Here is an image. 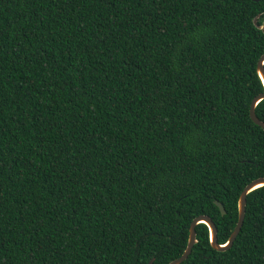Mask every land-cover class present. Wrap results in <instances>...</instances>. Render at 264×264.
<instances>
[{"label": "trees", "instance_id": "16d2710c", "mask_svg": "<svg viewBox=\"0 0 264 264\" xmlns=\"http://www.w3.org/2000/svg\"><path fill=\"white\" fill-rule=\"evenodd\" d=\"M263 19L264 0H0V264H168L200 215L224 244L264 177ZM263 212L264 186L227 250L197 224L180 264H264Z\"/></svg>", "mask_w": 264, "mask_h": 264}, {"label": "water", "instance_id": "95a60500", "mask_svg": "<svg viewBox=\"0 0 264 264\" xmlns=\"http://www.w3.org/2000/svg\"><path fill=\"white\" fill-rule=\"evenodd\" d=\"M251 1L258 2L260 0H251ZM253 24L255 25V20H253ZM256 27L262 33H264V19L262 20L261 24L259 26H256ZM263 64H264V53L257 60L256 67H255V71H256L258 79H259V81L263 87V91H262V93L258 94L257 96H255L251 100V102L249 104L248 115H249L250 120L255 125L259 126L264 131V123L259 121L255 117V114H254L255 106L257 105V103L259 101L264 99V67H263ZM262 186H264V177H259V178L252 180L251 182H249L242 189V191L239 193L238 198H237V204H236V208H237L236 222H235V225H234L230 235L228 236V238L224 244L220 245L217 243L216 229H215L214 224L212 223L211 219L208 218L207 216H203V215L197 216L189 224L187 242H186V246H185L183 252L181 253V255L178 258L170 261L168 264H180L187 258V256L189 255V253L191 251L192 246L196 243L194 227L197 224H203L206 226L207 231H208V242H209L211 249H213L215 251L227 250L232 245L233 240L235 239L236 235L238 234V232L241 228V225L243 222V217H244V207H245L246 195L250 191L257 189L259 187H262ZM213 203L218 208L220 215H224V210H223V207L221 206V204L217 201H213ZM262 215H264V212L262 213ZM152 261H153V259L151 258L147 264H151Z\"/></svg>", "mask_w": 264, "mask_h": 264}]
</instances>
